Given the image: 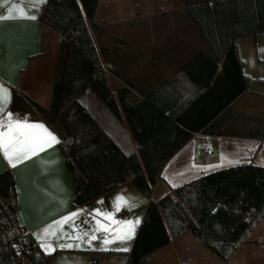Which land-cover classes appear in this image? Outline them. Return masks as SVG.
Masks as SVG:
<instances>
[{
	"label": "crops",
	"instance_id": "1",
	"mask_svg": "<svg viewBox=\"0 0 264 264\" xmlns=\"http://www.w3.org/2000/svg\"><path fill=\"white\" fill-rule=\"evenodd\" d=\"M198 1L201 0H99L93 20L103 29L97 34L89 27L99 52V62L92 61L74 47L69 48L60 106L76 99L124 154H138V142L121 110L117 93L120 92V96L127 98L132 105L145 100L144 94H151L154 100L145 101L141 111L156 121L164 120L162 117H168L171 111L180 112L184 106H178L181 100L199 90L197 83L181 72V67L199 53L211 54L186 12L189 4ZM12 3L21 5L22 0H7L0 12L6 13ZM44 5L36 0H26V9L29 15L36 16L35 20L0 21V83L9 88L11 103L16 93L43 106L49 104L51 94L49 97L48 94L51 93L60 58V37L40 23ZM16 14L14 11L13 15ZM236 48L242 62V73L251 82L230 105L231 110L222 126L230 130L234 127L239 129L234 119L240 114L255 117L264 111V35L239 39ZM101 72L107 78L121 118L89 86V81ZM211 72L212 68L205 69L203 78L206 79ZM192 75L197 77L195 73ZM41 77L44 81H39ZM42 84L44 92L38 90ZM43 93H46L44 101ZM174 93H180L182 97L175 99ZM174 100L178 101L172 104ZM11 103L9 111L19 114L20 119L27 117L29 122L43 123L60 140L41 115L12 110ZM204 139L209 143H202ZM205 148H210L212 153L206 155ZM253 148L255 151H252ZM246 162L264 167L263 140L198 131L166 161L150 197L131 183L124 182L78 206L72 203L73 175L67 167L66 154L60 144L15 168L10 167L0 155V172L9 170L12 174L17 200L15 217L37 241L35 234L42 233L53 222L80 209L84 210V214L77 223L85 228L90 227L92 221L89 213L96 209L112 211L113 201L118 194L129 198L136 207L122 209L115 214L116 219L139 218L142 223L150 198L158 201L165 195L173 196V188L190 180ZM100 201L103 203H98ZM85 219L90 221L88 225L81 223ZM141 223L132 240L122 245L117 242L110 246L112 250H100V240L93 241L91 248L86 244L72 249L57 247L47 264H126ZM64 227L71 231L67 225ZM50 242L56 245L55 240ZM60 243L65 241L61 240ZM122 247H127L128 251L117 250ZM203 247L189 234L171 238L167 245L154 252L150 264H226L232 261L237 264H264V217L227 261L213 258L212 253ZM23 264H28V261L23 259Z\"/></svg>",
	"mask_w": 264,
	"mask_h": 264
},
{
	"label": "trees",
	"instance_id": "2",
	"mask_svg": "<svg viewBox=\"0 0 264 264\" xmlns=\"http://www.w3.org/2000/svg\"><path fill=\"white\" fill-rule=\"evenodd\" d=\"M98 1L47 0L39 21L60 36V58L49 104L43 106L14 93L10 106L12 110L41 115L59 135L67 167L73 175V206L124 182L150 197L166 161L198 131L264 141V111L255 117L240 114L234 119L238 130L222 127L232 101L251 82L242 73L236 42L264 35V0H201L187 6L188 16L211 53L210 56L199 53L181 67V72L196 82L199 90L181 100L178 106H184L179 113L171 111L160 121L141 111L145 101L154 100L151 94H144L145 100L132 105L118 92L121 110L139 145L138 154L129 155L121 151L76 99L60 106L69 48L74 47L99 62V52L89 30L91 27L100 34L98 31L103 29L93 20ZM209 68L212 72L204 79V70ZM89 86L121 118L104 73L92 78ZM172 95L175 99L182 97L180 93ZM172 192L173 196L165 195L158 201L150 198L126 264H150L157 249L184 234L194 237L218 259L227 261L264 217V167L250 162L201 175ZM16 205L14 178L9 170H3L0 264H23L24 258L28 264H47L54 253L45 254L34 236L17 222Z\"/></svg>",
	"mask_w": 264,
	"mask_h": 264
},
{
	"label": "snow or ice",
	"instance_id": "3",
	"mask_svg": "<svg viewBox=\"0 0 264 264\" xmlns=\"http://www.w3.org/2000/svg\"><path fill=\"white\" fill-rule=\"evenodd\" d=\"M36 2L42 4L47 0H36ZM6 3L7 0H0V8H3ZM25 5L26 0H22L21 5L12 3L10 7H7L6 13L0 12V21L24 18L35 20L36 16L29 15ZM14 11L17 13L16 15H13ZM11 99L9 88L0 83V155L4 157L10 167L15 168L24 161L37 156L40 152L53 148L61 141L43 123L29 122L27 117L20 119L19 114L9 111ZM252 151L255 149L253 148ZM230 163H239V161H230ZM98 203H103V201ZM134 207H136L135 203L129 198L118 194L113 201L112 211L96 209L89 213L92 221L90 227L85 228L77 223L84 214V210L80 209L53 222L42 233L35 235L45 254H51L57 247L72 249L81 248L82 244H86L91 248L92 242L97 240L101 241L100 250H112L111 245L117 242L122 245L134 238L136 229L141 223L140 219L117 220L115 216L124 208ZM81 223L88 225L90 221L85 219ZM56 225L59 227H55ZM65 225L71 231L65 230ZM51 240L56 241L55 246L50 242ZM61 240H64L65 243H60ZM117 250L128 251V248L122 247Z\"/></svg>",
	"mask_w": 264,
	"mask_h": 264
},
{
	"label": "rangeland",
	"instance_id": "4",
	"mask_svg": "<svg viewBox=\"0 0 264 264\" xmlns=\"http://www.w3.org/2000/svg\"><path fill=\"white\" fill-rule=\"evenodd\" d=\"M167 3H169V2H167ZM150 4V3H149ZM161 4H163V3H161ZM196 33V32H195ZM60 37V36H59ZM53 52H55V50H52ZM51 51V52H52ZM59 52V51H58ZM43 73V72H42ZM39 81H44L43 79H42V77L41 78H39ZM38 90H40V91H42V92H44V84H42L40 87H39V89ZM47 92H49V88L47 89ZM50 92H49V94H48V97L50 96ZM44 97H46V93L44 94L43 93V101H44ZM239 107H240V105H239ZM196 242V241H195ZM197 243V242H196ZM198 244V243H197ZM203 249H205L204 247H203ZM206 250V249H205ZM209 252V251H208ZM209 254H211L210 252H209ZM211 256L213 257V258H215V259H217V257L216 256H214L213 254H211ZM25 259V258H24ZM226 264H237V263H235L234 261H232V262H230V263H226Z\"/></svg>",
	"mask_w": 264,
	"mask_h": 264
},
{
	"label": "built area",
	"instance_id": "5",
	"mask_svg": "<svg viewBox=\"0 0 264 264\" xmlns=\"http://www.w3.org/2000/svg\"><path fill=\"white\" fill-rule=\"evenodd\" d=\"M202 143L207 144V143H209V140L204 139V140L202 141ZM204 152H205L206 155H209V154L212 153V150H211L210 148H205Z\"/></svg>",
	"mask_w": 264,
	"mask_h": 264
}]
</instances>
